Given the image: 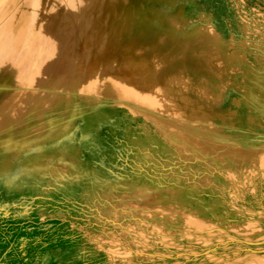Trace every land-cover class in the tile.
<instances>
[{"label":"rangeland","instance_id":"obj_1","mask_svg":"<svg viewBox=\"0 0 264 264\" xmlns=\"http://www.w3.org/2000/svg\"><path fill=\"white\" fill-rule=\"evenodd\" d=\"M148 13L173 69L133 44ZM0 21V264H264V0H0ZM136 75L176 112L83 91Z\"/></svg>","mask_w":264,"mask_h":264},{"label":"bare ground","instance_id":"obj_2","mask_svg":"<svg viewBox=\"0 0 264 264\" xmlns=\"http://www.w3.org/2000/svg\"><path fill=\"white\" fill-rule=\"evenodd\" d=\"M78 1V0H77ZM90 4V3H89ZM76 5H77V3H76ZM187 6L188 7H190V6H193V4L192 3H189V4H187ZM77 7V6H76ZM84 7V6H83ZM87 7V6H86ZM135 7H137V6H135ZM76 9V8H75ZM83 10V9H82ZM99 10H97V12H98ZM100 12V11H99ZM174 12V11H173ZM91 15V14H90ZM174 15H176V12L174 13ZM101 16V15H100ZM177 20H179V19H177ZM174 21V20H173ZM2 21H0V23H1ZM126 22V21H125ZM124 22V23H125ZM160 23V25H157V23ZM179 22V21H178ZM171 23V22H170ZM4 26L6 25V22H4V23H2ZM1 24V26H3ZM167 24V23H166ZM166 25H165V22L163 21V18L162 17H159L158 15H155L154 13H148V14H146V16L144 17V19H143V21L141 22V24H139V26H138V30H137V34L135 35V34H132V35H135V37H134V39H135V41H134V43L133 44H135V43H137V45H140L142 48H144L145 49V51H146V53H148L149 55H156L155 57V59L153 60V62H156L157 60V62H158V64L155 66V68H159V66H160V60L163 62V65H162V67H163V69L165 68V67H170V69H173L174 67H176V66H178L180 63H181V60H182V58L185 56V55H181V57L179 56V58H175V59H173V58H171V57H161L159 54H157V53H155L156 51H152V49H150V48H147L144 44V40H147V39H150L151 37V39H153L154 38V32H155V30H157L158 28H162V27H165ZM168 27H170L169 25H168ZM173 27V26H172ZM172 27H170V28H172ZM137 28V27H136ZM166 30V29H165ZM171 30V29H170ZM21 31V30H20ZM160 31V30H159ZM154 35V36H153ZM21 37V36H20ZM19 37V38H20ZM93 38V42L95 43V45H101L99 42H100V40L101 39H98L97 37H92ZM18 39V38H17ZM90 39V38H89ZM132 40V39H131ZM8 41V40H7ZM11 41V40H10ZM89 41H91V40H89ZM104 41V40H103ZM144 41V42H143ZM15 42H16V44H17V42L18 41H16L15 40ZM14 42V43H15ZM129 42V41H128ZM13 43V42H12ZM85 43V42H84ZM93 43V44H94ZM68 44V43H67ZM95 45H93L92 47H94V48H96V46ZM131 45V44H130ZM130 45H128V47L126 48V49H118V48H116V49H113V51H112V54H114L112 57L114 58L115 57V64H113V68L115 69V71H117V72H119V74L120 75H123V76H128V78H133V76H134V74H129V70L128 69H125V74H123L122 72H121V70H117V69H119V66H120V68H122L124 65L126 66V67H129V65H131V64H133L134 63V59H130L129 58V52H133V50H134V47L135 46H130ZM83 46V45H82ZM103 46V45H102ZM101 47V46H100ZM9 48V47H8ZM93 48V49H94ZM138 48V47H137ZM141 48V49H142ZM15 49H16V46H15ZM100 49V48H99ZM103 49V48H102ZM143 49V50H144ZM10 50V49H9ZM105 50H107V49H105ZM111 50V49H110ZM70 51V50H69ZM93 51V50H92ZM95 51V50H94ZM98 51V50H97ZM100 51V50H99ZM144 51V52H145ZM165 51V50H164ZM171 51V50H170ZM181 51V50H180ZM6 52H8V51H6ZM5 52V53H6ZM106 52V51H105ZM104 52V53H105ZM109 52V51H108ZM160 52V51H159ZM8 53H10V52H8ZM82 53V52H81ZM80 53V54H81ZM97 53V52H96ZM103 53V54H104ZM171 52H169V54H167V55H171L170 54ZM2 54H3V52H2ZM79 54V55H80ZM88 54V53H87ZM102 54V55H103ZM5 55V54H4ZM6 55H7V53H6ZM78 55V54H77ZM78 55V56H79ZM73 56V55H72ZM77 56V58H79ZM89 56V55H88ZM92 56V55H91ZM161 58H160V57ZM1 57V56H0ZM81 57V56H80ZM93 57V56H92ZM109 57V56H108ZM195 58H196V60H195V65H192V66H190V65H186V71H196V72H198L199 70H204V71H206V72H208V70L207 69H205L203 66H206V65H208L209 63H210V61H207L206 60V58H208L207 57V55L206 54H197V55H195L194 56ZM1 58H4L3 56L1 57ZM7 59V58H6ZM85 59H87V58H85ZM101 59H103V58H101ZM219 59H220V57H219ZM227 59V58H226ZM78 60V59H77ZM90 60V59H89ZM100 60V59H99ZM96 61V60H95ZM82 62V61H81ZM80 62V63H81ZM94 62V61H93ZM223 62V61H222ZM87 63H88V61H87ZM100 63V62H99ZM98 63V64H99ZM96 64V63H95ZM94 64V65H95ZM89 65V64H88ZM92 65V64H91ZM165 65V66H164ZM185 66V65H184ZM184 66H183V68H184ZM74 67H75V65H74ZM109 67V66H108ZM84 68V67H83ZM86 68V67H85ZM110 68V67H109ZM108 68V69H109ZM72 70L74 69L73 68V66H72V68H71ZM70 70V69H69ZM77 70V69H76ZM141 70V69H140ZM185 70V69H184ZM75 71V70H74ZM77 71H79V70H77ZM104 71V70H103ZM132 71H134V70H132ZM131 71V72H132ZM7 72V71H6ZM158 73V71H157V69H155L154 70V72L152 73L153 74V77L155 76V74H157ZM118 74V73H117ZM114 75V74H113ZM183 75V74H182ZM144 76V74L142 75V77ZM211 76V75H210ZM95 78H99V77H95ZM152 78V77H151ZM186 78V77H185ZM121 79V78H120ZM176 79L177 78H171L170 79V81H169V83L173 86V85H175L176 84ZM68 80V79H67ZM88 80V79H87ZM186 80V79H185ZM178 81H181V79L180 80H178ZM126 82V81H125ZM130 82L132 83V86H134V87H140V88H138V89H136V90H134V89H131V88H129L128 86H125V84H122L121 85V83H120V81H119V79H102V80H94L93 82H89V83H87L86 85H89L87 88H84L83 89V91H90V92H98V93H101V94H105V95H107V96H117V97H128V98H131V99H139L138 101L141 103V102H143V103H153V105H154V107H155V110H156V108L157 109H160V111L161 110H164V111H167V112H170V111H175L176 112V110H175V98L173 97V96H171V97H169L168 96V98H166V96H167V93H164V91L162 90V89H158L157 91H155L154 90V92L152 93V94H145L144 92H141V82H140V78H139V75H136L135 77H134V79H130ZM186 82V81H185ZM127 83V82H126ZM152 83V82H151ZM182 84H183V82H181ZM65 84H67V83H65ZM128 84V83H127ZM130 85V84H129ZM152 85V84H151ZM65 86H67V85H65ZM69 86V85H68ZM142 86H144V85H142ZM184 86V85H183ZM61 87H62V83H61ZM64 87V86H63ZM185 87V86H184ZM68 88V87H67ZM156 88H158V86L156 87ZM155 88V89H156ZM61 89V88H60ZM143 89H145V87H143ZM64 90V92H65V89H63ZM202 90V89H201ZM143 91V90H142ZM151 93V92H150ZM202 93H204V90H203V92ZM206 94V93H205ZM30 95V94H29ZM28 96V95H27ZM210 97V96H209ZM1 98V97H0ZM56 98H58V97H56ZM62 98V97H61ZM212 99H210V102H212V103H210V104H217V102H218V98H215V97H211ZM245 98V97H244ZM124 99V98H123ZM15 100V99H14ZM29 100V99H28ZM162 100H166L167 101V103H168V106H166V105H164L163 103H162ZM53 101H55V100H53ZM61 101V100H60ZM66 101V100H65ZM172 103H171V102ZM28 102V101H27ZM53 103V102H52ZM183 103H185V102H183ZM200 103V102H199ZM18 104H19V102H18V100L16 101V102H14V103H12V106L11 107H14V108H18ZM153 105H151V106H153ZM203 105V104H202ZM151 106H149V107H151ZM153 107V108H154ZM240 107H242V104L240 103V102H237L236 103V110H238ZM177 109V108H176ZM13 111H14V109H13ZM192 111V110H191ZM183 112V111H182ZM193 112V111H192ZM178 114V113H177ZM196 118V117H195ZM217 118H220V119H222V121H225V122H232L231 120H233V119H224L223 120V118H224V115H222V117H221V115H219V117H217ZM172 125H170L169 127H171ZM175 126V125H174ZM173 126V127H174ZM169 127H168V131H167V134H168V137L169 138H171L170 137V135H171V132H170V129H169ZM65 128L66 127H60V128H57V129H55V133H54V135H52V136H50V138H53L54 136H58L59 134H61L62 135V133L64 132V130H65ZM175 128V127H174ZM179 130V129H178ZM177 130V131H178ZM180 130L181 131H178V132H180V134H182V135H180V137H183L185 134H183V133H181L182 132V130H183V128L181 129L180 128ZM189 130V129H188ZM176 131V132H177ZM164 133V132H163ZM185 133V132H184ZM172 135H174L175 137H178V136H176L177 134H173L172 133ZM185 137V136H184ZM183 137V138H184ZM187 139H189V138H187ZM190 140H193L192 138H190L189 139V141ZM188 141V140H187ZM209 143V142H208ZM238 143V142H237ZM3 157H5V156H0V161L1 160H3ZM76 160H77V157H76ZM235 160V159H234ZM237 163V162H236ZM263 165V164H262Z\"/></svg>","mask_w":264,"mask_h":264},{"label":"crops","instance_id":"obj_3","mask_svg":"<svg viewBox=\"0 0 264 264\" xmlns=\"http://www.w3.org/2000/svg\"><path fill=\"white\" fill-rule=\"evenodd\" d=\"M11 124V123H10ZM4 125H6V124H4Z\"/></svg>","mask_w":264,"mask_h":264}]
</instances>
